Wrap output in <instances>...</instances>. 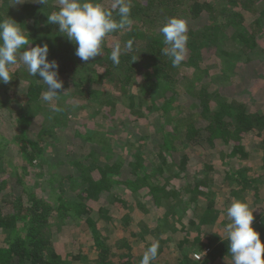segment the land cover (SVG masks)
<instances>
[{"label":"trees","instance_id":"trees-1","mask_svg":"<svg viewBox=\"0 0 264 264\" xmlns=\"http://www.w3.org/2000/svg\"><path fill=\"white\" fill-rule=\"evenodd\" d=\"M14 2L0 0V18L21 24L33 41L29 47L48 44V59L58 62L63 81L59 97L69 101L84 94L110 110L111 123L124 114L123 129L128 122L157 114L154 135L161 144L155 155L136 150L132 156L124 148L110 158L115 149L108 141L111 136L78 134L96 144L85 163L58 161L66 170H51L47 180L37 181L33 170L46 161L44 140H37L40 134L31 128L37 115L33 109L42 105L46 85L26 67L13 66V79L0 83V109L8 110L15 130L11 139L0 134V264H140L144 251L157 241L158 257L152 264H232L224 227L233 200L254 209L252 226L264 242V103L242 95L264 92V59L261 69L250 68L249 76L240 78L238 72L241 64L248 68L264 55V0H131L130 27L109 34L102 55L89 61L75 55L76 45L59 33L58 25L47 23L58 0H48L45 7L32 0ZM100 2L111 8L114 0ZM113 15L119 18L115 10ZM171 17L188 23L186 59L179 67L162 51L166 45L160 28ZM223 37L231 39V50L224 49ZM128 40L132 50L121 55L119 65L113 64L112 48ZM205 53L223 60L215 73L202 67ZM95 80L109 82L121 97L93 89ZM64 108V122L58 120L62 126L70 113ZM250 142L262 152L258 171L242 166L250 157ZM202 147L218 153L219 162L192 161V153ZM152 156L155 160L145 163ZM220 183L231 186L217 193L214 187ZM125 197H130V206ZM128 209L143 214L133 233L144 243L136 255L127 239L112 246L101 232L116 217L121 219L119 229L134 227ZM69 225L81 228L92 245L79 243L75 253L60 250L56 241ZM212 226L218 229L209 233ZM198 253L204 255L200 261Z\"/></svg>","mask_w":264,"mask_h":264},{"label":"clouds","instance_id":"clouds-1","mask_svg":"<svg viewBox=\"0 0 264 264\" xmlns=\"http://www.w3.org/2000/svg\"><path fill=\"white\" fill-rule=\"evenodd\" d=\"M23 2L24 0H15L12 5ZM32 2L43 4L44 7L48 4V0ZM58 4V10L47 14V23L58 25L59 33L76 45L75 55L82 61L102 55L105 38L111 33L125 30L132 23L131 0H114L111 8L105 7L100 0H58ZM114 10L118 19L113 15ZM20 25L9 17L0 18V83H9L13 79L11 68L22 65L30 76H38L43 81L46 90L42 92L41 100L52 104L59 99V90L63 88V81L59 79V64L55 59H48V44L29 47L33 41L28 31ZM160 32L166 45L162 50L163 54L171 59L173 67H179L187 54V21L171 17L160 28ZM132 48V40L125 42L123 47L116 43L109 59L113 64L119 65L121 55L130 52ZM52 110L59 112L62 109L53 106ZM253 212L254 209L241 200H233L227 207L229 222L225 225L224 232L232 264H264V242L260 239V233L252 226ZM158 249L159 242L152 243L144 251L140 264H152L158 257ZM202 256L196 255V259L200 261Z\"/></svg>","mask_w":264,"mask_h":264},{"label":"rangeland","instance_id":"rangeland-1","mask_svg":"<svg viewBox=\"0 0 264 264\" xmlns=\"http://www.w3.org/2000/svg\"><path fill=\"white\" fill-rule=\"evenodd\" d=\"M204 20L205 19H201L202 23H204ZM230 40H225L224 37L222 38L224 49H232L231 46L233 43ZM259 57L260 58H255L256 60H254V62L256 63L250 64L248 68L244 69L242 64L239 66L238 72H240V78L241 76L242 78L249 76L252 73L250 69L252 68V66L259 69L262 68L263 64L261 63V60L264 59V55ZM222 63L223 60L219 59L218 56L216 57L209 53L203 54L202 67L209 69L212 73H215V69L218 66H221ZM98 71H100V74H102V70L98 69ZM82 73H85L84 69ZM84 78L88 79V77ZM262 79H264V77ZM92 87L93 89H96L98 91H104L105 94L109 92L110 95L115 96L116 98L121 97V91L114 89L107 81L102 83L95 80L94 84H92ZM70 89L71 90H68L66 92L68 97L69 92H72L73 90V85H71ZM131 90L132 94H134V89L131 88ZM83 95L84 94H81L80 97H78L79 99L77 100L72 98L69 101L63 100L61 97H59V99L53 101L52 104L43 101L42 105L39 108L33 109L35 113H37V115H35L36 117L33 118V126L31 128V132L34 135L40 134V138L37 140H44L41 142L42 144H44V151L42 156L46 160L42 166L36 167L35 170H33L34 173H38L40 175H36L38 176L35 178L37 181L47 180L50 176L49 173L51 172V170L53 172H57L58 169H65L63 164L58 165V161L63 160L65 161L64 164L67 163V160H69L70 163L77 161L85 163L86 155L89 151L96 147V144L94 145L93 141L89 140V137L86 139L88 141H84L83 139H81L80 135L78 136V134H86L87 136H90L88 135V133L92 132L91 136H95V134L97 133H105L104 135H106L108 138L109 136H111V140L108 141L114 143L115 149L114 154L108 156L110 158H117V154L121 153L124 148L130 149V155L132 156L135 154L136 150H144V154L146 155H155V153L160 152L159 148L161 141L155 140L156 135H154L156 125L153 120L155 119V116L157 114L149 115L145 117V119L141 118L133 124L131 122H128L127 124H125L126 128L123 129L120 126L122 125V120H125L126 118L124 114H120L114 117L111 123L109 117H107L110 113V110L107 107L101 109L97 103L93 102L91 99L84 98ZM242 95H245V97L248 99L256 97L259 102L264 103V92L261 90L255 91L254 95H252L251 93ZM117 103H120L121 105V102ZM53 106H59L62 110L59 112L53 111ZM64 106L70 108V113L67 116L66 125L62 126L63 124L60 123V121L58 122V120H62L64 122V118L62 117V115L65 114ZM54 116L55 119L53 118ZM11 119L12 118L10 117L7 109H0V134L7 139H11V137L15 136V130H13L14 125ZM55 124H57L58 127H55ZM43 130H47V132L44 133ZM166 130H171V127L167 126ZM30 136L31 138H35L31 134ZM247 150L250 151V157L246 162L242 164V166H245L246 168L249 167L252 171H258L262 164L261 150L257 149L253 142H250ZM211 153L213 154H210V152L208 151H204L203 147L196 148L195 153H192L194 154L192 161L199 163L200 159H211L214 162L218 163L219 154L213 151H211ZM197 157L199 158V160L197 159ZM152 160H155V156L145 159V163L150 164ZM70 167L72 168V165ZM124 171L128 172L129 168L125 166ZM72 173H75L73 171V168ZM217 173L218 171L215 172V174ZM223 184H217L214 187V190H216L215 192L224 193L226 189L231 186L228 185V183ZM11 187L12 185L7 186L8 189H10ZM178 187L179 185L175 186L174 188ZM202 196H205V198H207L206 195H201L200 197ZM129 198L130 197H125V199L128 200V205L130 206L132 204V201ZM128 212L132 214L134 227L132 226L125 230L119 229L116 226L117 224L120 225L119 220L121 219H117L116 217L113 221H110L111 224L107 223L106 226L101 230V232L104 234V236L108 237V242L112 246L116 245V243H118L121 238L127 239L130 242L131 253L133 255H136L143 248L144 243L141 241L142 237L140 238L137 236H133V233L136 232V225L140 221V219H142L141 216H143V214L140 211H132L131 209H128ZM145 219L151 220L152 217L150 215H146ZM215 229L217 230L218 228H208V232L213 233ZM56 242H58L56 245L60 250L64 252L74 253L78 251V248L76 246L79 243L89 246L92 245V241L89 235L83 232L81 228H71L70 225L62 230V232L60 233V238Z\"/></svg>","mask_w":264,"mask_h":264},{"label":"built area","instance_id":"built-area-1","mask_svg":"<svg viewBox=\"0 0 264 264\" xmlns=\"http://www.w3.org/2000/svg\"><path fill=\"white\" fill-rule=\"evenodd\" d=\"M197 255H199V254H197Z\"/></svg>","mask_w":264,"mask_h":264}]
</instances>
